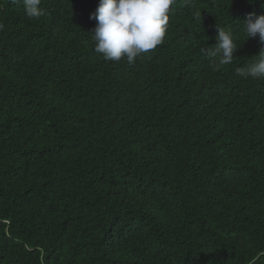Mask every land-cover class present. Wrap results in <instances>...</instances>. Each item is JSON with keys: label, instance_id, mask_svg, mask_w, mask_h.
<instances>
[{"label": "trees", "instance_id": "obj_1", "mask_svg": "<svg viewBox=\"0 0 264 264\" xmlns=\"http://www.w3.org/2000/svg\"><path fill=\"white\" fill-rule=\"evenodd\" d=\"M98 3L0 0V264H264V79L237 72L264 0H176L132 64L95 51Z\"/></svg>", "mask_w": 264, "mask_h": 264}, {"label": "clouds", "instance_id": "obj_2", "mask_svg": "<svg viewBox=\"0 0 264 264\" xmlns=\"http://www.w3.org/2000/svg\"><path fill=\"white\" fill-rule=\"evenodd\" d=\"M25 14L39 18L43 12L41 0H22ZM176 0H99L89 19L96 25L92 34L95 51L105 60L120 61L125 58L129 64L137 57L155 49L162 43L169 23V11ZM3 25H0V30ZM246 40L257 38L260 51L249 65L237 69L244 78L264 79V14L250 13L243 22ZM214 48H201V52L218 58L214 67L233 62L238 47L233 34L219 27Z\"/></svg>", "mask_w": 264, "mask_h": 264}]
</instances>
